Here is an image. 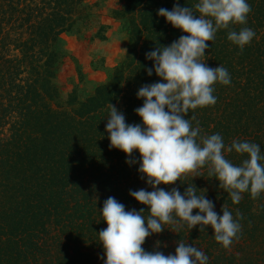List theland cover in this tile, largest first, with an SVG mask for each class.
Returning a JSON list of instances; mask_svg holds the SVG:
<instances>
[{
  "label": "trees",
  "instance_id": "trees-1",
  "mask_svg": "<svg viewBox=\"0 0 264 264\" xmlns=\"http://www.w3.org/2000/svg\"><path fill=\"white\" fill-rule=\"evenodd\" d=\"M87 2L0 0V264H105L98 237L107 227L100 212L104 201L114 197L126 211L149 214L129 194L153 190L138 171L139 152L128 157L110 147V104L127 124H142L135 109L144 101L137 92L160 82L154 70L147 74L154 61L146 53L187 35L158 10H172L175 4L194 9L198 0H124L112 13L127 36L126 57L91 94L80 99L73 92L61 107L55 104L54 83L64 59L60 37L90 19ZM247 2V24L232 27L253 29L251 43L241 52L227 39V30H218L202 57L208 67L224 66L230 84L216 83L215 105L190 110L185 118L196 117L192 125L199 121L200 135L219 133L226 147L234 140L256 143L264 155V0ZM101 31L95 36L99 40L104 39ZM224 155L236 166L247 158L235 150ZM198 171L200 177L188 174L158 187L177 188L183 195L193 184L218 215L224 205L236 219L238 209L243 215L238 238L224 248L211 226L200 232L199 225L190 229L185 223L175 233L168 224L146 238L144 250L174 255L178 242H184L203 251L208 264H264V193L253 199L246 191L233 204L208 175L207 165Z\"/></svg>",
  "mask_w": 264,
  "mask_h": 264
},
{
  "label": "clouds",
  "instance_id": "clouds-1",
  "mask_svg": "<svg viewBox=\"0 0 264 264\" xmlns=\"http://www.w3.org/2000/svg\"><path fill=\"white\" fill-rule=\"evenodd\" d=\"M195 9V11H194ZM192 7L175 4L172 10L161 8L158 15L166 19L182 35L170 46H159L146 53L153 60V70L160 82L142 86L137 98L143 99L135 109L142 124L129 125L125 116L110 104L106 131L110 147L132 157L140 155L138 169L152 191L140 189L129 194L144 210L126 211L114 197H108L100 210L107 227L98 233L106 256L105 264H208V257L197 247L178 242L175 254L145 251L142 245L152 234H159L164 225H173V232L187 226L199 225V231L211 226L214 239L228 248L241 232L242 213L237 209L236 219L227 206L222 215L214 211V204L205 195H198L196 187L188 185L182 195L177 188L165 191L160 185H173L182 177L193 174L200 177L199 169L208 166V175L219 181V188L226 191L233 204H238L242 193L250 192L253 199L264 193V155L256 143L233 141L225 146L222 136L200 135L199 121L193 127L190 110L215 105L214 85H229L228 70L219 65L208 67L202 57L218 30H227V39L242 52L256 35L254 30L233 25L247 24L251 6L247 0H198ZM198 13V14H197ZM126 51V50H125ZM246 155L240 166L225 158L224 151ZM127 163H135L129 159ZM203 191V190H202ZM198 212L193 215V210Z\"/></svg>",
  "mask_w": 264,
  "mask_h": 264
},
{
  "label": "rangeland",
  "instance_id": "rangeland-1",
  "mask_svg": "<svg viewBox=\"0 0 264 264\" xmlns=\"http://www.w3.org/2000/svg\"><path fill=\"white\" fill-rule=\"evenodd\" d=\"M87 3L91 8L90 19L60 37L64 59L54 83L59 96L55 104L61 107L73 92L80 99L91 94L126 57L127 36L122 23L112 13L123 7L124 0H88ZM100 31L103 40L95 37Z\"/></svg>",
  "mask_w": 264,
  "mask_h": 264
}]
</instances>
